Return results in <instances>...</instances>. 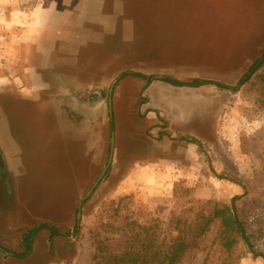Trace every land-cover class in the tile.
Wrapping results in <instances>:
<instances>
[{
	"label": "rangeland",
	"instance_id": "rangeland-1",
	"mask_svg": "<svg viewBox=\"0 0 264 264\" xmlns=\"http://www.w3.org/2000/svg\"><path fill=\"white\" fill-rule=\"evenodd\" d=\"M104 1L108 11H121L116 33L86 48L58 90L36 103L6 95L11 128L14 116L33 118L18 124L32 135L33 155L26 145L27 177L6 166L8 201L0 178V248L10 254L0 251V264H92L89 232L123 197L128 214L145 223L167 222L188 201L227 205L241 196L240 218L264 256V66L237 91L164 82L237 86L263 56L264 0ZM47 117L55 122L44 124ZM111 132L113 160L82 203L78 232L50 239L40 230L26 259L12 257L39 224L73 230L78 203L108 161ZM217 229L211 225L194 258L181 264L206 257L216 264ZM238 252L239 264H264L244 245Z\"/></svg>",
	"mask_w": 264,
	"mask_h": 264
},
{
	"label": "crops",
	"instance_id": "crops-1",
	"mask_svg": "<svg viewBox=\"0 0 264 264\" xmlns=\"http://www.w3.org/2000/svg\"><path fill=\"white\" fill-rule=\"evenodd\" d=\"M120 12L115 5L108 11L104 0H0V154L14 176L27 177L32 169L23 160L25 146L32 151V135L18 124L33 118L14 116L11 128L2 107L6 95L28 103L52 95L62 77L76 70L86 48L116 33ZM54 122L47 117L43 123ZM15 178L21 182L23 176Z\"/></svg>",
	"mask_w": 264,
	"mask_h": 264
},
{
	"label": "trees",
	"instance_id": "trees-1",
	"mask_svg": "<svg viewBox=\"0 0 264 264\" xmlns=\"http://www.w3.org/2000/svg\"><path fill=\"white\" fill-rule=\"evenodd\" d=\"M263 66L264 52L262 58L249 69L237 86L232 88L207 81L179 83L165 79L164 82L176 87L192 88L213 84L219 88L237 91L239 86L247 82ZM2 106L9 116L7 106ZM241 198L234 197L227 205L209 201L203 203L188 201L179 212L171 213L167 222L155 218L143 223L134 219L131 213L128 214L124 204L130 199L123 197L117 201L116 207L112 208L109 214L105 209L102 210L98 223L89 232L92 264H181L194 258L202 239L213 224L218 226L214 242L220 256L216 264H239L240 245H244L254 258H261L264 261V256L256 251L251 235L237 210L236 202ZM42 229L49 231L50 239L69 236V233H62L54 226L39 224L23 236L24 251L14 255L16 258L24 260L28 257L31 240L36 232ZM77 232L78 229L74 226L73 235ZM207 261L206 257L203 264H207Z\"/></svg>",
	"mask_w": 264,
	"mask_h": 264
},
{
	"label": "water",
	"instance_id": "water-1",
	"mask_svg": "<svg viewBox=\"0 0 264 264\" xmlns=\"http://www.w3.org/2000/svg\"><path fill=\"white\" fill-rule=\"evenodd\" d=\"M114 84L115 83H113L110 86V89H109V92H108V99H107L108 114H109L110 119L112 118V92H113V89H114ZM98 100H99L98 98H93L92 99V103L94 104ZM113 152H114V133L111 132V143H110L109 158H108L107 164L104 167V169L102 170V172L99 174V176L97 177V179L95 180L93 185L90 187V189L88 190V192L86 193L84 198L78 203L77 215H76L77 222L80 221L82 203L91 196V194L93 193L95 188L98 186L100 181L103 179L108 167L110 166V164L112 162ZM0 178L4 182L5 189H6V196H7L6 198H7V201H8L9 198H10V189H11V187H10V184H9V181H8V175H7V172H6V166H5L4 162H3V158L1 156V154H0Z\"/></svg>",
	"mask_w": 264,
	"mask_h": 264
},
{
	"label": "flooded vegetation",
	"instance_id": "flooded-vegetation-1",
	"mask_svg": "<svg viewBox=\"0 0 264 264\" xmlns=\"http://www.w3.org/2000/svg\"><path fill=\"white\" fill-rule=\"evenodd\" d=\"M112 93H113V92H112ZM109 118H110V117H109ZM111 123H112V122H111ZM112 160H113V158H112ZM111 163H112V162H111ZM106 164H107V163H106ZM76 215H77V213H76ZM76 220H77V219H76ZM49 226H51V225H49ZM75 226H76L77 229H78L79 222L76 221V225H75ZM73 229H74V228H73ZM42 230H43V229H42ZM46 230H47V229H46ZM39 231H40V230H39ZM47 231H48V230H47ZM48 232H49V231H48ZM62 233H63V232H62ZM69 235H71V236H74V235H75V234L73 235V230L69 233ZM49 236H50V234H49ZM61 237H62V236H61ZM66 237H67V236H66ZM0 251L3 252V253L6 254V255L8 254V253L4 252L2 248H0ZM8 255H10V254H8ZM11 256H12V257H15L14 255H11Z\"/></svg>",
	"mask_w": 264,
	"mask_h": 264
}]
</instances>
